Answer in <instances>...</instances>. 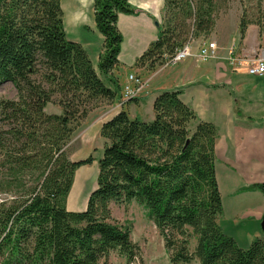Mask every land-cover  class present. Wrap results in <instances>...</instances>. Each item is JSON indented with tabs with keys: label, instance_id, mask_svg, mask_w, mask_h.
I'll return each instance as SVG.
<instances>
[{
	"label": "trees",
	"instance_id": "16d2710c",
	"mask_svg": "<svg viewBox=\"0 0 264 264\" xmlns=\"http://www.w3.org/2000/svg\"><path fill=\"white\" fill-rule=\"evenodd\" d=\"M93 10L103 36L97 68L67 37L61 0H0V84L16 90V99L0 101V264H98L111 252L133 261L139 247L110 209L131 201L145 208L171 264H264L262 237L242 248L219 224L217 128L197 118L180 90L156 96L152 120L121 109L104 121L98 158L68 157L65 147L88 113L120 97L117 18L140 12L128 0H95ZM219 10L218 0H164L157 37L135 65L154 70L189 40L207 38ZM250 23L240 17L241 38ZM50 104L61 112H47ZM95 160L85 208L68 209L76 170ZM253 187L264 194L263 183Z\"/></svg>",
	"mask_w": 264,
	"mask_h": 264
},
{
	"label": "crops",
	"instance_id": "0c3cea01",
	"mask_svg": "<svg viewBox=\"0 0 264 264\" xmlns=\"http://www.w3.org/2000/svg\"><path fill=\"white\" fill-rule=\"evenodd\" d=\"M128 1L140 9V12L119 13L117 18V26L123 39L118 56L119 63L113 72L121 85L120 97L91 110L85 121L89 119H93L92 122L97 121L98 134L101 124L121 109L131 118L149 121L153 119V114L150 112L147 118L141 117L139 114H142V106L149 102L152 107L154 99L161 91L180 90V98L193 109L197 118L212 122L217 128L214 147L215 173L218 179L216 161L219 160L229 177L230 190L234 192L231 217L251 220L250 224L242 228V231H238L237 235L223 231L231 235L242 248L248 247L255 237L264 239V232L261 229L264 194L253 187L255 183L264 184V73L248 74L245 61L264 51V3L261 28L257 23L248 24L243 38L239 32L240 15L232 11L219 14L210 39L199 38L201 41L197 43L215 42V56L203 62L197 55H192L174 63L173 65H180L177 68L179 73L176 72L177 74L170 77L164 76L161 83L148 90V82L155 80L169 64L165 63L154 70H147L136 66L135 62L157 37L164 0ZM70 3V14L67 19L64 18L63 12L65 33L69 39L81 44L91 63L97 68L103 36L95 26L93 5L88 9H82L79 0H71ZM78 11L85 12L89 22L75 28L70 24V18ZM220 25L230 26L234 29V35L231 38L225 34L220 35ZM130 74L141 80L140 90L134 100L126 99L122 93V86L129 83ZM164 75L167 73L164 72ZM94 162L97 164V161ZM82 166L85 167L84 171L80 170ZM82 166L75 172L73 188L83 184L87 171L85 169L89 165ZM77 206L78 203L75 207Z\"/></svg>",
	"mask_w": 264,
	"mask_h": 264
},
{
	"label": "rangeland",
	"instance_id": "374dc122",
	"mask_svg": "<svg viewBox=\"0 0 264 264\" xmlns=\"http://www.w3.org/2000/svg\"><path fill=\"white\" fill-rule=\"evenodd\" d=\"M71 0H61V8L64 12V18L67 19L70 10ZM263 3L264 0H218L220 6L219 14L228 13L232 11L238 13L247 22L261 23L263 16ZM219 17V16H218ZM220 35L225 34L228 38L234 35V29L230 26L219 27ZM206 38L210 39L209 37ZM194 44L197 45L201 39H195ZM167 69L157 75L155 80H150L147 84V89L150 90L151 87L161 83L164 76H173L179 72L180 65H167ZM164 72L167 75H164ZM177 72V73H176ZM121 87V85H120ZM123 87V86H122ZM136 98V97H135ZM16 99V90L12 83L4 82L0 84V101ZM55 105L50 104L47 107V112L49 113H60L61 109H55ZM130 108H132L130 106ZM153 114L152 107L149 102L142 106L141 117L147 118L148 113ZM152 117V116H151ZM93 118V117H92ZM152 119V118H150ZM93 119L85 121L82 120L80 125L72 133L69 142L67 143L65 149L68 157L72 160L82 159L88 155H92L98 158L101 155L102 148L104 145V140L99 136L97 132V121L92 122ZM96 161V160H95ZM217 173L219 180V191L222 196L223 204V215L219 219L220 226H223V230L230 233L238 234V231H242V228L248 226L251 220H243L231 217L232 201L234 192H232L231 186L228 182V175L224 172L219 160L216 161ZM85 167H81L80 170L84 171ZM85 179L83 184L76 185L71 188L70 198L68 195L67 208L68 209H79L84 208L86 205V197L93 190L96 185V175H97V164L93 162L87 169H85ZM80 171V172H82ZM74 183V182H73ZM74 191V192H73ZM6 197L5 194H0V198ZM88 198V197H87ZM78 203L77 208L75 207ZM111 216L118 224L123 226H128L131 229V240L135 242L139 251L137 256L133 261L128 262L125 257L118 255L115 252H111L107 260L101 259L98 264H171L169 260V251L164 245L163 238L159 235L153 222L147 217L145 208L135 201L129 203H111ZM194 238H190L189 248L193 250ZM185 264H198L197 259H194L190 263Z\"/></svg>",
	"mask_w": 264,
	"mask_h": 264
},
{
	"label": "built area",
	"instance_id": "2783aa9c",
	"mask_svg": "<svg viewBox=\"0 0 264 264\" xmlns=\"http://www.w3.org/2000/svg\"><path fill=\"white\" fill-rule=\"evenodd\" d=\"M216 45L213 41H202L201 43L195 45L194 40H189L182 47L177 49L174 55L166 64H174L182 61L189 56L197 55V57L206 62L208 59L215 56ZM246 61V71L251 75H261L264 73V51L258 52L252 58L245 59ZM128 84H125L122 88L123 96L126 99L134 98L137 96L140 87L141 80L130 74L128 76Z\"/></svg>",
	"mask_w": 264,
	"mask_h": 264
},
{
	"label": "clouds",
	"instance_id": "9594fccd",
	"mask_svg": "<svg viewBox=\"0 0 264 264\" xmlns=\"http://www.w3.org/2000/svg\"><path fill=\"white\" fill-rule=\"evenodd\" d=\"M79 2L82 9H88L95 4V0H79ZM88 22V17L83 11L74 13L70 18V24L75 28H79L81 25L87 24Z\"/></svg>",
	"mask_w": 264,
	"mask_h": 264
},
{
	"label": "water",
	"instance_id": "95a60500",
	"mask_svg": "<svg viewBox=\"0 0 264 264\" xmlns=\"http://www.w3.org/2000/svg\"><path fill=\"white\" fill-rule=\"evenodd\" d=\"M156 24H158V23H156ZM261 229L264 232V214H263L262 220H261Z\"/></svg>",
	"mask_w": 264,
	"mask_h": 264
},
{
	"label": "bare ground",
	"instance_id": "6f19581e",
	"mask_svg": "<svg viewBox=\"0 0 264 264\" xmlns=\"http://www.w3.org/2000/svg\"><path fill=\"white\" fill-rule=\"evenodd\" d=\"M74 192V191H73ZM86 201V200H85Z\"/></svg>",
	"mask_w": 264,
	"mask_h": 264
}]
</instances>
